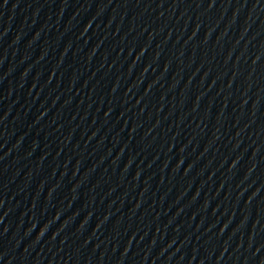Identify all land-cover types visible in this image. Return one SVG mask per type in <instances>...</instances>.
<instances>
[{"label":"water","instance_id":"water-1","mask_svg":"<svg viewBox=\"0 0 264 264\" xmlns=\"http://www.w3.org/2000/svg\"><path fill=\"white\" fill-rule=\"evenodd\" d=\"M0 264H264V0H0Z\"/></svg>","mask_w":264,"mask_h":264}]
</instances>
